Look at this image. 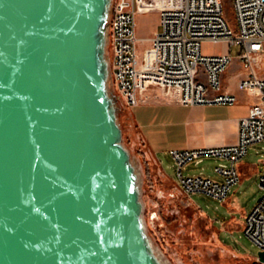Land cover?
<instances>
[{
  "label": "water",
  "instance_id": "95a60500",
  "mask_svg": "<svg viewBox=\"0 0 264 264\" xmlns=\"http://www.w3.org/2000/svg\"><path fill=\"white\" fill-rule=\"evenodd\" d=\"M113 6L0 0V264H168L124 139Z\"/></svg>",
  "mask_w": 264,
  "mask_h": 264
},
{
  "label": "built area",
  "instance_id": "2783aa9c",
  "mask_svg": "<svg viewBox=\"0 0 264 264\" xmlns=\"http://www.w3.org/2000/svg\"><path fill=\"white\" fill-rule=\"evenodd\" d=\"M233 5L235 27L226 18L224 0H114L109 52L117 98L126 109L137 107L138 93L149 87L166 95L178 93L180 103L189 107L236 104L235 95L222 91L221 80L234 57L204 54L203 46L225 44L240 49L237 59L246 74L238 87L257 102L239 121L237 144L171 152L180 189L190 200L200 194L227 201L231 189L241 182L237 164L250 147L264 144V0H233ZM155 6L160 7L161 30L140 54L137 17ZM205 158L226 162L214 169L221 182L183 175L187 165H200ZM258 187L263 195L246 216L243 231L264 251V175Z\"/></svg>",
  "mask_w": 264,
  "mask_h": 264
},
{
  "label": "rangeland",
  "instance_id": "374dc122",
  "mask_svg": "<svg viewBox=\"0 0 264 264\" xmlns=\"http://www.w3.org/2000/svg\"><path fill=\"white\" fill-rule=\"evenodd\" d=\"M224 1L226 18L230 26L235 27L233 0ZM159 10L160 7L155 6L150 13L137 17L140 54L149 47L148 38L161 30ZM220 50L228 52L229 48L213 45L203 47V53L207 55H214ZM232 52L237 55L240 49L233 47ZM121 113L125 143L143 175L146 227L161 257L168 264H236L234 254L245 259L257 257L260 250L244 234L243 222L263 195L258 183L242 176V181L231 189L225 202L200 194L190 200L181 190L162 178L158 166L146 155L138 140H131L124 120V110ZM263 146L259 145L262 154L254 151L250 153V161L264 173ZM206 159L199 167L190 164L184 168V176H202L200 173H203L213 181L221 182L222 178L214 172V168L226 162ZM161 167L164 174L177 183L178 175L173 163L162 162Z\"/></svg>",
  "mask_w": 264,
  "mask_h": 264
},
{
  "label": "crops",
  "instance_id": "0c3cea01",
  "mask_svg": "<svg viewBox=\"0 0 264 264\" xmlns=\"http://www.w3.org/2000/svg\"><path fill=\"white\" fill-rule=\"evenodd\" d=\"M151 38L149 37L148 40ZM232 50L233 48H229L228 52L220 50L216 54H231L234 57L232 64L221 76L222 91L235 95L238 99L234 105L184 106L180 103L178 93L166 95L157 87H149L139 92V105L133 109H126L121 104V108H124L122 111L124 110V120L129 130V137L131 140H138L144 147L146 155L158 166L162 178L175 186L177 190H181L179 181L175 183L169 179L162 171L161 163L172 162L176 168L171 158L172 151L212 149L237 144L239 121L249 115L251 107L257 102L255 96L238 87L246 71L237 59L239 53L233 55ZM259 145L261 144L250 147L247 157L237 164L241 181L244 176L258 183L259 177L264 175L260 167L250 161L251 152L262 154ZM262 149L264 151V146ZM206 160L205 158L200 165H194L199 167ZM200 174L210 178L203 173ZM187 177H192V175ZM234 256L239 257L236 254Z\"/></svg>",
  "mask_w": 264,
  "mask_h": 264
},
{
  "label": "flooded vegetation",
  "instance_id": "af4514ba",
  "mask_svg": "<svg viewBox=\"0 0 264 264\" xmlns=\"http://www.w3.org/2000/svg\"><path fill=\"white\" fill-rule=\"evenodd\" d=\"M237 263L236 264H260L258 263L257 257L251 259L239 258L236 257Z\"/></svg>",
  "mask_w": 264,
  "mask_h": 264
}]
</instances>
